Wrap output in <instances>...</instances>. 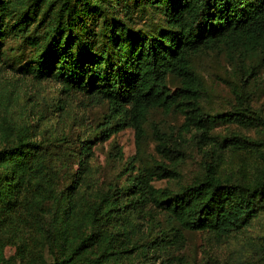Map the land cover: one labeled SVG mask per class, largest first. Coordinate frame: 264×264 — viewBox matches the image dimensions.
Instances as JSON below:
<instances>
[{"label": "trees", "instance_id": "1", "mask_svg": "<svg viewBox=\"0 0 264 264\" xmlns=\"http://www.w3.org/2000/svg\"><path fill=\"white\" fill-rule=\"evenodd\" d=\"M134 10L153 11L151 22L138 27ZM217 44L238 79L223 112L207 109L194 66ZM263 58L264 0H0V76L20 72L104 99L106 137L131 126L140 143L152 109L184 117L177 134L154 128L158 159L105 183L93 139H39L31 123L0 116V264H169L184 231L256 237L263 251L264 230L249 231L264 217V139L214 134L222 124L264 129L245 89ZM189 142L213 154L185 181Z\"/></svg>", "mask_w": 264, "mask_h": 264}, {"label": "rangeland", "instance_id": "2", "mask_svg": "<svg viewBox=\"0 0 264 264\" xmlns=\"http://www.w3.org/2000/svg\"><path fill=\"white\" fill-rule=\"evenodd\" d=\"M124 10L125 8L121 12ZM152 12L142 15L138 10L132 12L133 18L139 21L138 27H144L151 22ZM153 17L157 19L158 15L154 12ZM253 57V54L248 56L244 61L245 65L252 64ZM234 63L227 46L223 44H217L213 49H208L194 58L195 69L207 87L204 100L207 109L223 112L236 102L229 84L238 80L235 78L237 69ZM253 72L247 79L245 89L251 108L264 118V58ZM176 83V79L172 78V87ZM3 114L27 124L31 123L39 139H54L55 136H67L71 140L86 137L93 139L91 162L100 180L105 183H121L124 180L121 174L125 167L133 164L138 168L149 159H158L153 137L154 128L159 127L163 132L177 134L184 120L183 115L176 110L167 112L163 109H152L145 124V139L140 143H137L135 129L131 126H124L109 137L102 136V130L106 128L105 117L109 114V105L104 99L81 92L65 93L62 86L53 80L34 81L15 71H6L0 76V116ZM231 131H239L254 139H264V129L245 128L236 124L219 125L214 134L224 136ZM96 135H99L98 139ZM187 137L190 138V134ZM48 148L50 151H61L53 145ZM185 153L180 170L182 178L188 181L201 169L204 158L210 160L213 153L211 150L204 152L192 142L188 143ZM236 160L238 162L240 159L236 157ZM133 169L131 168L132 172ZM167 183L171 182H155L157 186ZM263 230L264 217L250 229L249 234L256 236ZM242 235L244 234H238L229 240H219L207 232L184 231V241L178 249L172 251L169 264L262 263L264 250L259 251L261 242L256 237ZM14 251L13 245L6 248L7 255Z\"/></svg>", "mask_w": 264, "mask_h": 264}]
</instances>
